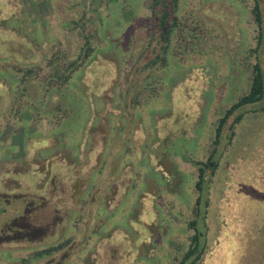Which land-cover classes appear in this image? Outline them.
Wrapping results in <instances>:
<instances>
[{"label":"rangeland","instance_id":"1","mask_svg":"<svg viewBox=\"0 0 264 264\" xmlns=\"http://www.w3.org/2000/svg\"><path fill=\"white\" fill-rule=\"evenodd\" d=\"M259 3L263 22L258 57L264 71V0ZM150 5L151 0H0V195L27 192L16 193L26 196L0 215V230L8 220L15 229L66 219L54 240L32 232L25 241L1 240L0 264H21L30 253L77 232L80 246L92 235L91 253L98 237L112 234L135 245L144 238L137 213L145 194L152 198L155 226L146 231L147 244L135 246L139 254L130 264H168L170 249L187 238L185 226L192 218L205 239L203 260L218 251V239L236 218L234 229L242 236L237 264H264V98L235 111L219 143H213L218 120L248 90L243 66L247 51L258 42L252 0H178L180 28L194 30L187 28L185 39H173L166 63L153 68L148 63L162 54L163 38ZM75 22L92 29L93 53L69 81L52 87L38 73L41 68L47 73L53 53L64 61L63 71L82 54L85 39ZM26 69L33 71L24 80ZM41 139H47L46 146L37 144ZM92 146L95 154L99 150L98 158L89 152ZM210 153L195 217L199 171L194 163L205 162ZM64 154L79 195L62 204L57 194L66 179L56 177L57 186L48 184L51 203L40 199L37 210L21 221L17 207L23 201L35 205L34 194H46L40 186L50 178L32 183L19 176L31 168L44 171L46 161L57 163ZM99 170L106 175L105 210L91 208L87 220L81 216V199L89 193L94 202ZM113 194L119 195L115 203L109 200ZM104 249L114 251L109 244ZM82 255H75V264ZM49 264H63L61 255Z\"/></svg>","mask_w":264,"mask_h":264},{"label":"trees","instance_id":"2","mask_svg":"<svg viewBox=\"0 0 264 264\" xmlns=\"http://www.w3.org/2000/svg\"><path fill=\"white\" fill-rule=\"evenodd\" d=\"M177 7H178V0H151V5H150V12L152 16L157 19V24L160 30L159 37H162L163 40H161V48L162 49V54L157 55L154 59H152L148 65L151 66L152 68L160 64L161 67L166 63V57L165 54L169 52V48L172 44L173 39L174 40H179L181 38L185 39L184 37V32L187 30V28H190V26H187L185 28H180V25L182 24L180 20H178L176 16L177 12ZM250 13L253 16V20L258 26V31H257V45L254 48H251L247 51V57L245 61V65L243 66L245 70L248 71V90L244 92L241 96L237 98L235 102H233L230 107H228L224 111L223 117H221L214 130V136H213V143L216 145L219 143L220 136L222 134V131L226 125L227 120L229 117L237 111L239 108L258 103L263 100L264 98V71L262 69V66L260 64L259 60V46H260V41L262 38V12H261V6L259 3V0H252V7L250 9ZM186 24V22H185ZM75 25L79 26L80 28V34L82 37L85 39L84 46L82 48V54L79 55V57L68 63L66 71L61 70V67L64 65V61H61L58 59V56L56 53H53L51 57L48 59L46 66L47 68V73L41 70L38 73V77L40 78L43 77V79L49 81L53 86H56L60 88L62 85H64L69 79L72 77V75L78 71L91 57L93 53V48L91 47L90 44V38L92 35V29L88 26H84V23H81L79 25L78 22H75ZM194 30L193 28H190ZM164 31V33L162 32ZM160 39V38H159ZM251 59V60H250ZM60 61V62H59ZM248 61V62H247ZM147 65V66H148ZM22 71V70H21ZM32 69H26L24 71V80L25 78L32 72ZM47 74V75H46ZM42 76V77H41ZM49 76V77H47ZM241 117H238L235 119V122H239ZM37 144L44 145L46 146L47 144V139H41L37 142ZM93 145H96L95 143ZM163 150V149H162ZM95 149L92 146L91 152L92 157L98 158L99 150L95 154ZM166 152L162 153V156H165ZM61 155V154H60ZM56 158V157H55ZM62 159L61 163H58V161ZM212 159V153L207 157L205 162L195 161V166L197 167V170L199 171V181L195 183V192H197V198L194 202L195 208H197V205L200 204V197H201V183L203 182L202 178L203 175L206 172L207 165L209 162H211ZM55 161V160H54ZM49 163V161H46L45 169L39 170L37 168H34L28 172H23V176H19V178H27L28 180H31L32 183L39 182L40 179L43 177H48L50 178L49 181H47V184L44 186H40L41 189L46 188V194L39 195L38 193H35L33 196V204L35 203L34 206H38L40 204L39 200L44 199L47 204H50V194L48 193V184L51 183L53 185L58 184L57 178H65L66 182L62 186L60 185V189L63 190V192H60L59 195L63 200L64 203L62 204H68V200L74 201V199L79 195L80 193V186L75 183L74 179V171L73 167H69L67 165L68 159L67 155L64 154V156L57 158V163L52 162ZM115 162V161H114ZM117 163V162H116ZM113 164V163H112ZM53 166H55L53 168ZM114 166V165H113ZM57 174H60L58 176ZM98 174H100V184L97 183L98 185L94 186L93 192L91 194L92 199L94 202H90L89 200V193L86 194V198H82V204L83 207H81L82 210V215L85 216L84 219L87 218L89 220V217H91V208L97 209L98 213L103 212L105 209L101 205V201H106V187H105V180L104 176H106L101 170H99ZM57 177V178H56ZM57 180V182H56ZM16 193H21V194H26L27 192L25 191H16L13 193V196L6 195L8 196L10 200L14 199L16 201H19L21 197L26 196V195H20ZM54 197H57L54 195ZM119 197L118 194H113L112 196L109 197V200H112L111 203H115L117 198ZM29 199V197L26 198ZM11 200V201H12ZM41 201V200H40ZM100 201V203H99ZM143 202H144V207L141 211H138V216H141L138 218V220L141 221V224L139 227L137 226V229L139 232H143L144 238L142 240H139L137 244L131 245L129 243V240L124 237H119V235L112 234V236H107L106 238H97V249L95 248V252L91 253L89 251V241L91 239L92 235H87L88 241L83 243L80 246V241H78V237H80L81 233L77 232L76 235L71 234L70 237H67L65 240H63L61 243L57 245H52L49 247H46L45 249L35 251L30 253L27 257L23 258L21 261V264H25L28 262L30 259H41L43 258L46 264H49L51 259H54L58 255H61V258L63 259V264H75L74 258L76 257L75 255L78 253H82V261L76 262V264H87V260L90 261L91 264H95L100 258H104L107 262L112 261V264H123V262H129L132 261L134 257H136L139 254V250L136 248L138 245H146L148 242V237L146 235V231L149 230V228L154 227L153 225V216L155 214L153 208H152V198L150 199L147 197V194L143 197ZM142 202V203H143ZM76 203V200H75ZM36 206V207H37ZM61 207V205H58ZM85 207V208H84ZM39 208V207H38ZM2 210L0 209V212ZM97 213V214H98ZM198 214V208L195 209V217H197ZM145 215V216H144ZM147 215V216H146ZM137 216V215H135ZM144 217H148L146 220H144ZM92 218V217H91ZM66 220V219H65ZM63 218H59L55 220H50L49 225V234L47 237L44 239L49 240H54L57 238V232L61 226H64L66 223ZM234 221H237L236 218H233L231 220V223L228 224L230 226V229L228 228V231L225 232L221 237V239H218V246L220 247L216 253L210 252V254L207 255V260H203L202 257L205 254V246L203 245L205 243V239L202 238L200 235L201 233L197 230L196 224H197V219L192 218L187 222V225L185 226L187 234L186 239H182L181 242L179 243V248L176 249H170L171 252V260L168 262V264H185L189 259H192V261L189 264H197L200 262L201 264H221L222 261L225 262L226 264H237V261H240V257L237 254L238 252L236 251L237 248V242L239 239L242 237L236 229H234L236 223ZM136 225L137 223H133ZM138 225V224H137ZM184 226V223H183ZM82 231V230H81ZM145 231V232H144ZM80 233V234H79ZM79 234V235H77ZM74 236V237H73ZM77 237V238H76ZM76 238V239H73ZM100 238V239H99ZM108 242V243H107ZM122 242V243H121ZM203 243V244H202ZM107 244L110 245V247L114 250L113 252H108L107 250L104 249V246L106 247ZM72 245V246H71ZM121 245L124 248L123 250L121 249ZM71 246V247H70ZM73 246L77 248V250H73ZM136 246V248H135ZM80 248V249H79ZM146 253H150L149 249H145ZM168 252V251H167ZM169 253V252H168ZM66 254V255H65ZM105 254V255H104ZM65 255V257H64ZM106 256V257H105ZM116 257L117 263L114 262V259L112 258ZM51 258V259H49ZM49 259V260H48ZM130 263V262H129Z\"/></svg>","mask_w":264,"mask_h":264},{"label":"flooded vegetation","instance_id":"3","mask_svg":"<svg viewBox=\"0 0 264 264\" xmlns=\"http://www.w3.org/2000/svg\"><path fill=\"white\" fill-rule=\"evenodd\" d=\"M6 177H8V174H6ZM0 197L3 199L2 200L0 198V209L2 210L0 212V215L1 214L3 215V214H5V210L8 207H11L13 204H15L17 201L14 200V199H13V201H11L9 198H7L8 196H4V195H0ZM24 200H25V198H24ZM17 210H22L21 214H20V216L18 218H21L20 220L23 221V219H24L23 217L26 214L28 215V213L30 215L31 211L37 210V207H35L34 205L30 204L29 202L23 201L20 204V206L17 207ZM8 224H9V220L6 223L2 224V226H4V228L0 230V241L1 240L5 241V240H8V239H9V241H18V242L25 241L26 238L28 237V235H30V232L38 233L37 236L39 238L45 239L47 237V235L49 234V229H50V225L49 224L48 225H45V224H41L40 225V224H38V227H35L36 229L34 227H32L34 225H31L30 223L28 225H23L24 227L15 228V229H13L11 227V225L14 226L15 224H11V225H8ZM23 229L25 230V233H21ZM10 238H11V240H10ZM112 258L114 259V257H112ZM106 260H104V258H102V259L100 258V260H98L96 263L105 264L107 262ZM114 262L117 263L116 257L114 259ZM129 262H123V264H130ZM87 264H91L89 260H87Z\"/></svg>","mask_w":264,"mask_h":264}]
</instances>
